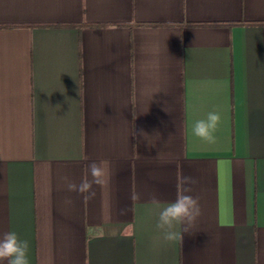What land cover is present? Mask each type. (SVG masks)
<instances>
[{
	"label": "crops",
	"instance_id": "crops-1",
	"mask_svg": "<svg viewBox=\"0 0 264 264\" xmlns=\"http://www.w3.org/2000/svg\"><path fill=\"white\" fill-rule=\"evenodd\" d=\"M213 110L207 144L190 127ZM102 159L108 189L67 191ZM179 175L202 215L168 243L149 199ZM8 231L30 264H264V0H0Z\"/></svg>",
	"mask_w": 264,
	"mask_h": 264
},
{
	"label": "clouds",
	"instance_id": "clouds-1",
	"mask_svg": "<svg viewBox=\"0 0 264 264\" xmlns=\"http://www.w3.org/2000/svg\"><path fill=\"white\" fill-rule=\"evenodd\" d=\"M221 120L219 111H210L205 118L197 119L191 124L190 133L201 142L214 144ZM156 135H159V133ZM133 137H143L146 140L150 136L142 129L139 131L134 129ZM111 178V162L102 159L91 161L87 164L86 173L79 183L72 181L67 176L62 177V180L66 185L67 191L75 192L87 201L95 198L96 187L101 190L108 189L111 184ZM196 183L197 180L194 177L179 175L177 177L176 199L163 205L155 193L150 194L149 202L158 209L155 227L165 242L174 243L180 241L182 243L183 234H193L192 229L197 219L202 215L199 199L190 194L193 191L191 186ZM140 198L139 193L135 191L131 193L130 199L132 201H138ZM29 251V242L21 239L17 232L8 231L0 235V262L30 264Z\"/></svg>",
	"mask_w": 264,
	"mask_h": 264
}]
</instances>
